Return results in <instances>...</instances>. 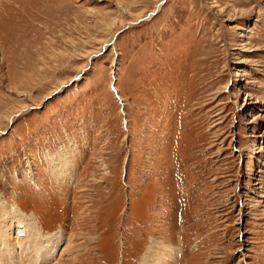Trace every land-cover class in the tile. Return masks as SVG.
Here are the masks:
<instances>
[{
    "label": "rangeland",
    "instance_id": "rangeland-1",
    "mask_svg": "<svg viewBox=\"0 0 264 264\" xmlns=\"http://www.w3.org/2000/svg\"><path fill=\"white\" fill-rule=\"evenodd\" d=\"M154 254L264 264V0H0V264Z\"/></svg>",
    "mask_w": 264,
    "mask_h": 264
},
{
    "label": "bare ground",
    "instance_id": "bare-ground-1",
    "mask_svg": "<svg viewBox=\"0 0 264 264\" xmlns=\"http://www.w3.org/2000/svg\"><path fill=\"white\" fill-rule=\"evenodd\" d=\"M163 1V0H160V2ZM152 16V15H150ZM112 36V35H111ZM111 40H113V36L111 37V39L107 42L109 43ZM106 43V42H105ZM106 43V44H107ZM105 44V45H106ZM95 53V52H94ZM91 55V54H90ZM95 55V54H94ZM93 55V56H94ZM90 57V56H88ZM88 60V59H87ZM87 67V66H86ZM81 69V68H80ZM85 68L81 69L78 71V73L80 74ZM79 74L77 76H79ZM76 76V77H77ZM66 85V84H64ZM64 85L61 86L64 87ZM58 90V89H57ZM24 111V109L22 111H19L17 114H15L12 118L14 119L16 116H18L19 114H22ZM11 119V118H9ZM13 121V120H12ZM10 122V121H9ZM12 219H13V223L19 225L20 227H22V231H13L12 233H10V231H5V236L6 237H9L10 239H16L18 238L20 235H23L25 236V239L22 240L19 244V247L21 248V250L23 252H26V251H30L32 252L33 254V257H32V260L37 262L39 259L40 260H46L47 258L45 257H53L55 252H51L50 249L48 248V245H47V242L45 241H39L38 239L40 238L39 235L36 236V232L33 230L34 228V222H31L32 220L31 219H28V218H25L23 216V214L21 212H18V211H14L13 213V216H12ZM3 221H1L2 223ZM48 237V236H46ZM60 235L58 237V243L60 244ZM70 240L68 239L67 242H68V245L70 244L69 242ZM24 243V244H23ZM67 245V247L65 246V250H63V252L59 255V260L63 257V255H67V254H70L69 251V246ZM66 253V254H65ZM73 253V252H72ZM26 254V253H25ZM41 254V255H40ZM40 255V256H39ZM73 255V254H72ZM159 254H154V256L151 258L153 259L152 261H155L156 264H162L163 261H162V258L163 257H158ZM74 256V255H73ZM169 259H173V256L169 253H165V258L164 260H169ZM23 262V260H22ZM60 264V263H58ZM146 264V263H144Z\"/></svg>",
    "mask_w": 264,
    "mask_h": 264
}]
</instances>
